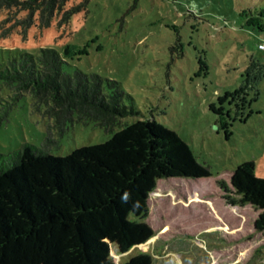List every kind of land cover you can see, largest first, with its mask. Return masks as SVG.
I'll return each mask as SVG.
<instances>
[{"label": "rangeland", "instance_id": "1", "mask_svg": "<svg viewBox=\"0 0 264 264\" xmlns=\"http://www.w3.org/2000/svg\"><path fill=\"white\" fill-rule=\"evenodd\" d=\"M84 0H71L70 7ZM264 0H86L58 25H32L26 36L7 22L0 28V64L20 53L53 48L64 70L79 69L118 82L126 104L141 116L112 130L72 123L49 153L104 142L142 118L174 131L206 167L205 178H161L141 220L153 237L114 257L116 263L147 252L153 264H264L261 211L230 182L239 165L264 179V33L240 12ZM4 16L0 14V20ZM0 82V154L28 143L42 146L52 119L34 99ZM9 106V109H7Z\"/></svg>", "mask_w": 264, "mask_h": 264}, {"label": "trees", "instance_id": "2", "mask_svg": "<svg viewBox=\"0 0 264 264\" xmlns=\"http://www.w3.org/2000/svg\"><path fill=\"white\" fill-rule=\"evenodd\" d=\"M70 1L0 0V28L10 22L8 28L17 26L25 37L32 25L44 28L54 17L61 25L86 3L65 8ZM240 15L264 33V7ZM64 64L53 48L0 64V82L14 91V99L30 93L35 109L53 121L41 147L23 143L0 154V264H153L147 252L123 263L114 257L153 237L141 218L159 179L205 178L209 171L174 131L146 118L104 142L51 155L49 145L69 124L93 122L112 130L122 118L141 116L126 104L131 98L118 82L79 69L68 73ZM246 166L251 164L231 172V186L261 211L264 224V179Z\"/></svg>", "mask_w": 264, "mask_h": 264}, {"label": "built area", "instance_id": "3", "mask_svg": "<svg viewBox=\"0 0 264 264\" xmlns=\"http://www.w3.org/2000/svg\"><path fill=\"white\" fill-rule=\"evenodd\" d=\"M258 47H259V48H264V45H263V44H259Z\"/></svg>", "mask_w": 264, "mask_h": 264}]
</instances>
